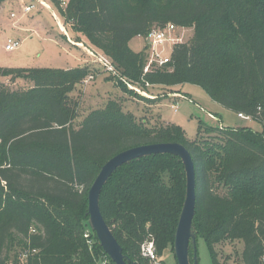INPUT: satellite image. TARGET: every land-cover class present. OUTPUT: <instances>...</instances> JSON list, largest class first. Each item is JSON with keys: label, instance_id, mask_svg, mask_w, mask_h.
Returning <instances> with one entry per match:
<instances>
[{"label": "trees", "instance_id": "obj_1", "mask_svg": "<svg viewBox=\"0 0 264 264\" xmlns=\"http://www.w3.org/2000/svg\"><path fill=\"white\" fill-rule=\"evenodd\" d=\"M47 1L128 83L145 91L198 85L264 126V0ZM168 24L192 29L191 42L175 45L170 64L144 74L149 48L135 52L130 42ZM91 75L89 66L0 67V264H115L92 230L94 244L84 238L88 192L114 156L167 143L183 145L193 158V229L213 264H222L216 247L234 242L244 244V264H264V129L203 126L191 141L174 124L148 128L117 101L76 128L75 92ZM18 81L32 87L11 89ZM186 188L184 164L171 154L125 164L104 185L100 210L127 264H150L141 254L147 241L162 264L167 250L174 254ZM193 256L191 247L192 264Z\"/></svg>", "mask_w": 264, "mask_h": 264}, {"label": "rangeland", "instance_id": "obj_2", "mask_svg": "<svg viewBox=\"0 0 264 264\" xmlns=\"http://www.w3.org/2000/svg\"><path fill=\"white\" fill-rule=\"evenodd\" d=\"M32 1L6 0L0 4V67L70 70L89 66L93 79L79 86L74 96L80 102L74 122L76 128L92 111L105 108L110 101H117L125 113L133 114L148 128L174 124L180 126L191 141L197 139L200 127L203 126L218 127L221 130L251 128L256 132L263 131L261 123L253 119H240L237 113L214 102L198 85L154 87L148 91L139 88L140 92L136 91V85L107 70L104 60L108 59L103 52L92 46L83 35L73 33L53 5L48 3L49 9H46L38 0L34 3ZM31 4H35L36 8L25 14L24 8ZM182 33V30L178 31L180 36ZM192 37L193 30L186 28L183 42L190 43ZM77 38L81 41L79 45L76 43ZM9 39L19 40L21 47L13 52L5 51L4 46ZM146 46V41L140 37L130 42L135 52H141ZM172 49V45H166V55H171ZM10 87L13 90H26L32 87V83L18 81ZM210 134L208 131L201 132L205 138ZM90 231L91 227H88L86 232ZM243 248V242L217 246L219 262L244 264ZM197 258L199 264H213L209 248L201 237L197 240ZM163 260L165 264H177L170 250L164 253Z\"/></svg>", "mask_w": 264, "mask_h": 264}, {"label": "water", "instance_id": "obj_3", "mask_svg": "<svg viewBox=\"0 0 264 264\" xmlns=\"http://www.w3.org/2000/svg\"><path fill=\"white\" fill-rule=\"evenodd\" d=\"M171 154L181 159L186 173V198L180 214L174 241V255L177 264H192L190 249L193 248L194 264H199L197 258V236L193 229L196 214V172L190 152L177 143L151 144L126 150L111 158L101 169L88 192V215L91 230L96 235L100 246L115 264H127L123 249L112 234L100 210V196L104 185L111 176L123 165L134 160Z\"/></svg>", "mask_w": 264, "mask_h": 264}, {"label": "built area", "instance_id": "obj_4", "mask_svg": "<svg viewBox=\"0 0 264 264\" xmlns=\"http://www.w3.org/2000/svg\"><path fill=\"white\" fill-rule=\"evenodd\" d=\"M38 2L40 5H42L43 8L49 9V4H48L49 2L47 1L45 2L43 0H38ZM63 4H65V1H63ZM35 8H36V5L31 4L24 8V12L25 14H28ZM12 16L15 17L14 14H12ZM180 30H182L184 33L185 28H179L173 24H168L164 28H155L148 34V36L144 39L149 48L148 62H147V65L145 66L144 74H148L152 72L155 68L163 67L171 63V55H166L165 46L172 45L174 48L175 45L184 43L183 33H182V36L178 34V31ZM20 47H21V42L19 40H13V39H9L6 45L4 46L5 51L7 52H13L19 49ZM92 55L94 56V54ZM104 61H105V64L107 65V70L109 72L115 73L114 66L111 64V62L108 60L107 61L104 60ZM92 79L93 77L89 76V79H87L85 83H88ZM151 86H152L151 84L146 83V87H151ZM135 90L140 92V89L137 86ZM238 117L244 120L251 119L250 117H247L243 114H239ZM84 238L87 240L90 246L94 244V239L92 238L91 232H86L84 234ZM35 252L36 251H34V253ZM141 254H142V257L145 258L147 261H149L150 264H162V262L159 260L157 256L156 248L152 241H147L143 244L142 249H141ZM26 259H27V254L25 252L24 254L21 255V261L25 263Z\"/></svg>", "mask_w": 264, "mask_h": 264}, {"label": "crops", "instance_id": "obj_5", "mask_svg": "<svg viewBox=\"0 0 264 264\" xmlns=\"http://www.w3.org/2000/svg\"><path fill=\"white\" fill-rule=\"evenodd\" d=\"M77 45V44H76ZM79 45V44H78Z\"/></svg>", "mask_w": 264, "mask_h": 264}]
</instances>
